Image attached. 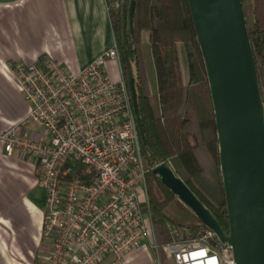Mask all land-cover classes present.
<instances>
[{"label":"built area","instance_id":"1","mask_svg":"<svg viewBox=\"0 0 264 264\" xmlns=\"http://www.w3.org/2000/svg\"><path fill=\"white\" fill-rule=\"evenodd\" d=\"M120 69L112 46L88 67L68 71L42 57L32 64H1L28 111L0 129V148L35 161L45 191L35 264H111L147 242L155 264H234L228 245L212 231L167 224L169 242L156 244L145 188L146 170L129 89L105 67ZM29 126L36 138L23 135Z\"/></svg>","mask_w":264,"mask_h":264},{"label":"trees","instance_id":"2","mask_svg":"<svg viewBox=\"0 0 264 264\" xmlns=\"http://www.w3.org/2000/svg\"><path fill=\"white\" fill-rule=\"evenodd\" d=\"M105 1L119 51L121 74L128 87L121 8L122 5L128 8L130 0ZM240 1L264 104V0ZM115 3L117 9L113 8ZM142 33H147L154 88L142 56ZM124 37L145 137V144L140 142L141 159L146 170L145 188L156 244L160 247L169 242L167 224L205 229L152 173L162 163L170 165L227 235L213 107L187 0H135L132 30L129 33L126 23ZM179 45L184 48L186 58L185 80L177 51ZM175 211L187 213L186 217L193 221L181 222ZM164 260L161 254L163 264Z\"/></svg>","mask_w":264,"mask_h":264},{"label":"water","instance_id":"3","mask_svg":"<svg viewBox=\"0 0 264 264\" xmlns=\"http://www.w3.org/2000/svg\"><path fill=\"white\" fill-rule=\"evenodd\" d=\"M214 113L228 234L168 163L152 169L164 187L222 245L234 264H264V104L240 0H187ZM135 0L122 5V49L140 142L145 137L124 41Z\"/></svg>","mask_w":264,"mask_h":264},{"label":"crops","instance_id":"4","mask_svg":"<svg viewBox=\"0 0 264 264\" xmlns=\"http://www.w3.org/2000/svg\"><path fill=\"white\" fill-rule=\"evenodd\" d=\"M113 40L105 0H0V129L28 111L1 64H32L47 56L76 72L102 56ZM108 74L113 82L122 79L120 69L119 76L111 68ZM39 132L35 126L21 131L32 138ZM37 187L35 161L7 156L0 148V264H34L44 212L32 198ZM108 258L100 264H111L113 257ZM123 264H155V258L143 246Z\"/></svg>","mask_w":264,"mask_h":264},{"label":"rangeland","instance_id":"5","mask_svg":"<svg viewBox=\"0 0 264 264\" xmlns=\"http://www.w3.org/2000/svg\"><path fill=\"white\" fill-rule=\"evenodd\" d=\"M113 8L117 9L118 4L115 3L113 5ZM177 51H178L180 65H181V69H182V76H183V79L185 80L187 78V65H186L184 48L179 45L177 48ZM142 56H143V59L145 61L146 66H147L150 85L152 86V88H154V74H153L152 64L150 62L149 49H148V45H147V33H142ZM107 64H110V65L106 66L107 68L105 67V69L107 70V76L109 77V79H111V77L108 74V69L110 70V68H111V71L115 73V75L119 76L118 66L113 62H109ZM8 66H10V64H8ZM108 66H110V67H108ZM32 198L35 200V202H36L37 206L40 208V210L44 211V203H45V191H44V189L41 187H37L36 189H34V191L32 192ZM175 212H176V215L178 216V218L180 219L181 222H192L193 221V219H191V217L190 218L186 217L187 213L183 214L182 212H179V211H175ZM42 245H43V241H40L37 245L36 251L34 252V259H33L34 264H35V260H36L37 255L39 254L40 250L43 249V247H41ZM142 246H144L145 248H149L147 242H144ZM108 257H107L108 259H110V258L112 259L111 256H108Z\"/></svg>","mask_w":264,"mask_h":264}]
</instances>
